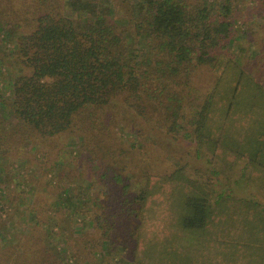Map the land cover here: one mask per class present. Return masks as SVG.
I'll list each match as a JSON object with an SVG mask.
<instances>
[{
  "label": "trees",
  "instance_id": "trees-1",
  "mask_svg": "<svg viewBox=\"0 0 264 264\" xmlns=\"http://www.w3.org/2000/svg\"><path fill=\"white\" fill-rule=\"evenodd\" d=\"M235 1L0 0V38L11 44L0 55V161L32 156L49 141L38 162L71 155L74 170L66 178L94 175L102 191L96 202L68 183L55 200H33V224L48 232L46 240L62 236L54 229L65 228L66 215L79 232L100 230L104 255L116 249L128 262L264 264L260 201L228 195L182 168L154 175L156 181L146 162L134 164L135 144L104 150L99 169L86 160L101 147L105 121L132 114L136 124L195 137L198 156L220 181L234 177L244 186L257 171L264 180V45L257 43V55L245 61L234 57L232 46H240ZM203 68L210 80L200 84ZM169 182L180 189L164 216L150 197ZM9 201L0 198V264H68L65 252L42 247L34 234L25 245L3 247L14 217ZM155 218L162 225L150 229ZM246 227L254 254H243ZM226 231L240 232L228 238Z\"/></svg>",
  "mask_w": 264,
  "mask_h": 264
},
{
  "label": "rangeland",
  "instance_id": "rangeland-1",
  "mask_svg": "<svg viewBox=\"0 0 264 264\" xmlns=\"http://www.w3.org/2000/svg\"><path fill=\"white\" fill-rule=\"evenodd\" d=\"M235 3L238 19L235 33L236 38L240 41V46L237 44L233 45L231 51L236 59L245 61L244 57L246 55H257V43L264 45V28L262 27L264 23H261L264 17H260L264 15V0H236ZM254 29L258 30L257 34L254 33ZM10 46L0 38V55L8 51V49L6 50L7 47L11 49ZM9 64L11 69L17 72L18 67H14L11 61ZM210 74L208 69L203 68L202 73L200 72L199 74L198 83L202 84V82L205 83V80L209 81ZM262 76L264 77V75ZM187 111L188 116H191L194 109L188 106ZM133 118L132 114H127V117L121 116L122 120L108 118L103 124L102 133L100 134V149L96 150L92 155H88L86 160L92 163L96 169H99L104 150L106 151L108 148L117 150L118 147L121 149V147L126 148L129 144H135L134 147L136 148L137 146L139 151L136 153V158L133 159L134 164H140L141 161L146 162V165L150 168V174L153 175L156 181H158V176L154 175L172 173L182 168L188 177L197 179L200 183H210L212 187L217 183L218 185H215V188L220 191H226L228 195L235 197L260 201L262 207H264V180L261 179L260 171L253 174L250 178L251 180L246 181L244 186L235 183L234 177H231L233 178L232 180H227L224 175H221L220 181L217 176L212 174L211 164L205 158L198 156V141L195 137H187L181 134L176 138L172 134L152 128L147 123L136 124ZM136 118L137 116H135ZM127 123H129L128 125L131 123L133 132L129 130ZM139 130L142 132L143 137L134 133L139 132ZM40 145L42 151L39 150L40 148L33 149L34 155L32 156L22 152L24 156L10 157L12 161H0V198L10 200L9 204L13 209L12 216H14L10 227L6 228L7 243L3 247L12 245L13 242L18 240L22 242V245H25L34 234L39 237L38 242H40L42 247L47 246L53 249V246H57L56 251L65 252L68 264H77L78 262L76 261L78 260L81 264H140L135 261L128 262L129 260H124L123 254L116 249H109L107 254L104 255V246L97 244V242L100 244V230L87 227L82 232H79L80 230L75 224L74 218H68L66 215L61 218L65 225L64 231L62 228L54 229L55 232L61 233L62 236L54 239L50 235L47 240L45 239L48 232L42 227L37 229L35 224H33L37 217L30 210L32 209L31 205L34 203L33 200L38 198H46L45 200L49 201L51 198L55 200L66 191L68 183L71 184L69 186L71 188L87 191L96 202L100 201L102 191L100 184L93 185L94 179H96L94 175L92 177L88 173H83L82 176H77L71 182L66 178L74 170V163L70 161L73 157L71 155H62L54 164L45 165V160H42L44 163L38 162L39 158L37 157L44 155L45 151H50L51 149L49 141L40 143ZM68 148L69 150L67 151L69 152L73 150L71 146H68ZM56 152L53 155H56ZM130 154V152H126V158H132ZM230 156L234 158L233 154L228 153L227 157L229 158ZM27 157L30 160L28 162L24 161ZM247 158L249 157L247 156ZM82 169L83 167L80 170L82 171ZM208 177H211V179ZM134 182H136V179ZM178 189H180V185L169 182L161 192H157L150 197L151 201L155 202L158 213L161 212L164 216L166 214L170 215L169 210L171 208L169 209V203L173 202L172 194L178 192ZM251 207H253L251 209L254 213L259 211L257 207L253 205ZM75 218L81 222H86L82 214L75 215ZM162 222L155 218L150 222L149 228H157ZM226 233L228 238L236 235V233H231L230 231H226ZM63 236H66V243H62L64 242ZM244 236L245 240L242 238L243 254H254V244L249 240V234H244ZM68 240H70L71 244H68ZM246 242H249V247L245 245ZM261 242L259 244L264 245V242ZM13 245H17V243ZM91 247H95L96 251L91 250ZM64 248L66 251L63 250Z\"/></svg>",
  "mask_w": 264,
  "mask_h": 264
},
{
  "label": "crops",
  "instance_id": "crops-1",
  "mask_svg": "<svg viewBox=\"0 0 264 264\" xmlns=\"http://www.w3.org/2000/svg\"><path fill=\"white\" fill-rule=\"evenodd\" d=\"M253 206H256V205H253ZM251 208H253V207H250V209ZM259 210V209H258ZM252 218V217H251ZM251 220V219H250ZM245 232L247 233V234H251V229H250V231L248 230V228L246 227V229H245ZM261 232V230L259 229L258 231H257V233H260Z\"/></svg>",
  "mask_w": 264,
  "mask_h": 264
}]
</instances>
